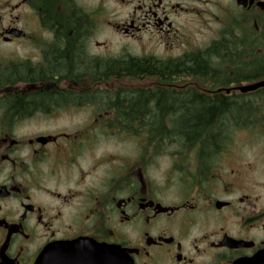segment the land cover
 I'll use <instances>...</instances> for the list:
<instances>
[{
  "label": "flooded vegetation",
  "instance_id": "flooded-vegetation-1",
  "mask_svg": "<svg viewBox=\"0 0 264 264\" xmlns=\"http://www.w3.org/2000/svg\"><path fill=\"white\" fill-rule=\"evenodd\" d=\"M260 81L264 0H0V264H264Z\"/></svg>",
  "mask_w": 264,
  "mask_h": 264
},
{
  "label": "trees",
  "instance_id": "trees-1",
  "mask_svg": "<svg viewBox=\"0 0 264 264\" xmlns=\"http://www.w3.org/2000/svg\"><path fill=\"white\" fill-rule=\"evenodd\" d=\"M224 58V56L220 57ZM227 58V57H226ZM215 59L211 53H199L195 55H189L187 63L195 65L193 69H189V73L193 72H201L204 77H209L208 79H216L219 78L218 86H226L229 84V79L226 75L221 77L222 70L215 66ZM137 62V61H136ZM157 63H164L165 61H156ZM182 61L179 59L173 60L170 63H181ZM140 63V62H138ZM142 63V62H141ZM201 70V71H199ZM200 96L198 94H194ZM203 97L206 95H202ZM228 106L227 102L221 100L217 103L202 100L199 103L195 104V106H189L187 108V115L178 120H172V139H176L179 141L181 137V132L185 133L188 137L193 136L197 137L201 130L206 128L213 127L214 119L217 116L218 107L220 106ZM255 106V104H252ZM255 110V109H253ZM224 118L221 117L220 120ZM176 131V132H175Z\"/></svg>",
  "mask_w": 264,
  "mask_h": 264
},
{
  "label": "rangeland",
  "instance_id": "rangeland-1",
  "mask_svg": "<svg viewBox=\"0 0 264 264\" xmlns=\"http://www.w3.org/2000/svg\"><path fill=\"white\" fill-rule=\"evenodd\" d=\"M198 29H199V25L197 23H191L190 24L189 30H190V34L193 36L191 39V42L189 41L190 47L198 46L200 43L204 42L202 40V38H203L202 35L199 34V32H198ZM219 69L222 70V72H221L222 76L221 77L229 75V72L224 70L223 66H222V68L220 67ZM242 73H244V71H239V74H242ZM205 78H209V77H205Z\"/></svg>",
  "mask_w": 264,
  "mask_h": 264
},
{
  "label": "water",
  "instance_id": "water-1",
  "mask_svg": "<svg viewBox=\"0 0 264 264\" xmlns=\"http://www.w3.org/2000/svg\"><path fill=\"white\" fill-rule=\"evenodd\" d=\"M263 86H264V81H260V82H255V83L244 85L241 87V90L243 92H249V91L256 90L260 87H263ZM227 92H230V88H227Z\"/></svg>",
  "mask_w": 264,
  "mask_h": 264
}]
</instances>
